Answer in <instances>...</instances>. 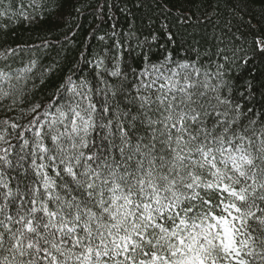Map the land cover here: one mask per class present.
<instances>
[{
    "label": "trees",
    "instance_id": "1",
    "mask_svg": "<svg viewBox=\"0 0 264 264\" xmlns=\"http://www.w3.org/2000/svg\"><path fill=\"white\" fill-rule=\"evenodd\" d=\"M161 74L179 81L177 91L168 93L177 101L184 95L181 85H194L188 92L195 112L184 108L199 115L193 133L199 128L215 137L227 127L226 146L228 138L242 136L258 155L264 141V0H0V148L9 149L0 155L11 161L0 164V172L9 187L30 198L31 186L38 185L29 167L36 133L51 147L50 122L70 106L95 105L90 142L107 143L102 138L109 130L100 125L112 122L117 163H123L116 153L117 124L133 144L156 143L157 155L167 157L152 139H162L163 129L150 123L165 115L157 100L167 82ZM57 128L64 130L57 122L51 134ZM201 179L213 177L204 172ZM199 193L220 215L227 194L203 188ZM193 203L207 210L199 200ZM9 204L15 213L17 206Z\"/></svg>",
    "mask_w": 264,
    "mask_h": 264
},
{
    "label": "snow or ice",
    "instance_id": "2",
    "mask_svg": "<svg viewBox=\"0 0 264 264\" xmlns=\"http://www.w3.org/2000/svg\"><path fill=\"white\" fill-rule=\"evenodd\" d=\"M158 78L167 81L157 97L165 115L150 123L161 125L163 138L152 139L167 157L157 155L156 143L133 144L117 124L116 153L123 161L117 163L112 122L100 125L109 130L102 138L107 143L90 142L95 105H77L51 120V147L37 131L29 167L38 185L31 186L28 200L0 172V251L7 253L0 264H264V207L257 204L264 203V141L254 155L245 147L252 140L242 136L225 145L227 127L215 137L199 128L193 133L199 115H189L195 101L188 89L194 85H181L184 95L177 101L168 93L177 91L179 81ZM57 122L64 130L51 134ZM0 164L11 161L0 155ZM196 169L213 179L202 180L204 172ZM202 188L227 194L220 215L200 196ZM197 200L207 210L198 211ZM9 201L15 213H9Z\"/></svg>",
    "mask_w": 264,
    "mask_h": 264
},
{
    "label": "rangeland",
    "instance_id": "3",
    "mask_svg": "<svg viewBox=\"0 0 264 264\" xmlns=\"http://www.w3.org/2000/svg\"><path fill=\"white\" fill-rule=\"evenodd\" d=\"M3 149H4V147H1V148H0V152H1Z\"/></svg>",
    "mask_w": 264,
    "mask_h": 264
}]
</instances>
